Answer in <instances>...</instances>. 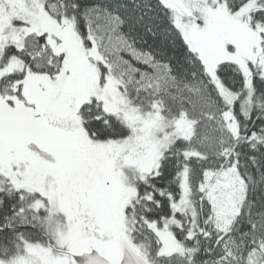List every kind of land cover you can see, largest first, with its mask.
I'll return each instance as SVG.
<instances>
[{"label":"snow or ice","instance_id":"1","mask_svg":"<svg viewBox=\"0 0 264 264\" xmlns=\"http://www.w3.org/2000/svg\"><path fill=\"white\" fill-rule=\"evenodd\" d=\"M0 264H264V0H0Z\"/></svg>","mask_w":264,"mask_h":264}]
</instances>
